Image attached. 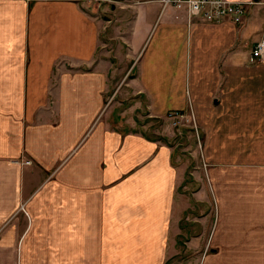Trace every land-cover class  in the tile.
Instances as JSON below:
<instances>
[{
  "label": "crops",
  "instance_id": "obj_1",
  "mask_svg": "<svg viewBox=\"0 0 264 264\" xmlns=\"http://www.w3.org/2000/svg\"><path fill=\"white\" fill-rule=\"evenodd\" d=\"M244 1L241 22L212 23L159 0H0V264L174 254L183 170L168 142L111 120L115 49L147 112L206 129L213 179L236 192L216 222L237 210L241 239L264 238V61L249 59L264 0Z\"/></svg>",
  "mask_w": 264,
  "mask_h": 264
},
{
  "label": "rangeland",
  "instance_id": "obj_2",
  "mask_svg": "<svg viewBox=\"0 0 264 264\" xmlns=\"http://www.w3.org/2000/svg\"><path fill=\"white\" fill-rule=\"evenodd\" d=\"M115 19L124 20L121 16ZM109 33L103 36L106 49L117 45L108 39ZM114 53L117 54L115 61L121 64L120 78L112 87L115 95L108 105L112 110L111 120H116L120 129L128 127L127 130L135 129L155 138L165 136L172 146L173 162L183 170L177 187L181 196L177 199L182 203L172 234L176 248L164 264H264V238L241 239V230L248 226L246 222H251L249 219H240L236 210L231 221L216 222L224 204L230 205L227 195L236 192H231L229 186L224 189L218 173L215 172L213 179L214 171L219 169L214 170L208 162L204 143L206 129L188 112L173 111L161 117L147 112L143 100L130 85L132 64L124 70L128 59L123 56L122 61L116 49ZM233 203L238 204V200ZM257 246H260L258 250Z\"/></svg>",
  "mask_w": 264,
  "mask_h": 264
},
{
  "label": "built area",
  "instance_id": "obj_3",
  "mask_svg": "<svg viewBox=\"0 0 264 264\" xmlns=\"http://www.w3.org/2000/svg\"><path fill=\"white\" fill-rule=\"evenodd\" d=\"M159 2L161 10L167 7L183 9L187 21L198 17L212 23L223 20L241 22L248 3L244 0H159ZM249 59L253 62L264 61V37L257 40L252 46Z\"/></svg>",
  "mask_w": 264,
  "mask_h": 264
},
{
  "label": "trees",
  "instance_id": "obj_4",
  "mask_svg": "<svg viewBox=\"0 0 264 264\" xmlns=\"http://www.w3.org/2000/svg\"><path fill=\"white\" fill-rule=\"evenodd\" d=\"M160 138H162L164 141L167 142V138L165 136H159Z\"/></svg>",
  "mask_w": 264,
  "mask_h": 264
}]
</instances>
